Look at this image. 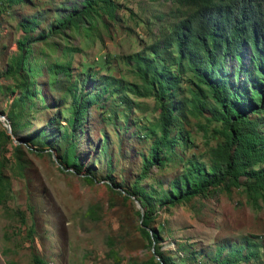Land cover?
I'll return each instance as SVG.
<instances>
[{"label":"rangeland","instance_id":"1","mask_svg":"<svg viewBox=\"0 0 264 264\" xmlns=\"http://www.w3.org/2000/svg\"><path fill=\"white\" fill-rule=\"evenodd\" d=\"M73 1L0 0V159L10 181L0 203V264H140L153 255L156 242L143 235L141 204L124 189L137 182L161 194L188 159L208 162L207 144L218 140L210 133L218 123L207 109L188 112L173 128L186 139L139 178L153 143L150 127L159 116L155 99L129 94L125 103L105 94L89 106L75 133L80 173L61 164L64 142L51 147L31 141L39 128L55 137L63 131L70 91H95L87 73L140 82L126 57L157 40L178 12L171 0H114L115 18L98 15L34 42L25 69L6 73L23 34L19 22L36 16V34ZM53 63L69 64V74L51 73ZM181 88L184 96L196 90L187 81ZM151 202L152 226L161 230L157 246L178 264H233L240 244L235 264H264V207L252 205L242 187L164 207Z\"/></svg>","mask_w":264,"mask_h":264},{"label":"trees","instance_id":"2","mask_svg":"<svg viewBox=\"0 0 264 264\" xmlns=\"http://www.w3.org/2000/svg\"><path fill=\"white\" fill-rule=\"evenodd\" d=\"M5 1L12 5L23 0ZM171 2L178 11L174 20L161 31L157 40L126 57L140 82L87 73L85 81L91 82L95 91L79 92L77 88L70 91L69 116L63 131L55 137L46 128H39L30 138L51 147L64 142L59 154L61 164L80 173L74 137L89 106L105 94L125 103L130 99L129 94L151 96L159 116L150 127L153 143L144 158L141 178L152 164H163V154L186 139L181 133H173L177 120L186 118L188 112L207 109L210 119L218 123L210 129L218 140L214 145L207 144L208 162L188 159L185 169L157 196L137 182L130 190L124 189L142 206L140 229L143 235L150 243L156 242L153 255L140 264H178L157 246L161 230L152 226L155 216L151 199L164 207L205 196L214 189L242 187L252 205L264 207V130L261 127L264 125V0ZM117 6L114 0H74L60 8L59 15L36 34L39 25L36 16L21 20L23 34L17 39V51L10 57L6 73L20 74L25 69L34 42L46 40L70 27L78 29L98 15L115 18ZM57 69L69 74V64L53 63L49 67L51 73L58 72ZM28 71H34L32 66ZM184 81L196 86V90L189 89L190 96L181 93ZM28 91L24 90L22 95H30ZM209 101L211 103L206 106ZM204 130L207 132L206 128ZM1 134L9 137L5 132ZM3 168L0 159V203L10 190V181ZM239 247L235 248L237 256L233 264L241 259L238 257L242 244Z\"/></svg>","mask_w":264,"mask_h":264},{"label":"water","instance_id":"3","mask_svg":"<svg viewBox=\"0 0 264 264\" xmlns=\"http://www.w3.org/2000/svg\"><path fill=\"white\" fill-rule=\"evenodd\" d=\"M140 208H141V216L143 215V209H142V206H140Z\"/></svg>","mask_w":264,"mask_h":264}]
</instances>
